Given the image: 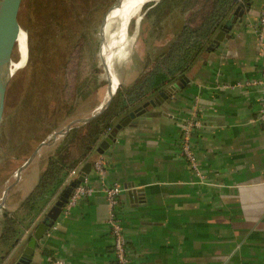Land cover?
I'll return each mask as SVG.
<instances>
[{
  "label": "crops",
  "instance_id": "1",
  "mask_svg": "<svg viewBox=\"0 0 264 264\" xmlns=\"http://www.w3.org/2000/svg\"><path fill=\"white\" fill-rule=\"evenodd\" d=\"M263 3L251 0L243 8L228 37L196 61L185 87L169 94V102L150 107L147 117L118 131L100 154L104 177L93 168L86 177L95 192L78 200L69 214L60 213L28 264H50L54 258L66 264H116L103 192L113 184L127 188L117 211L129 264H264V124L257 120L263 89L234 87L260 76L255 27ZM196 97L203 126L193 133L191 145L203 182L179 152ZM51 152H38L21 171L8 211L33 189ZM82 164L64 187L77 178ZM136 188L141 191L133 197L128 190ZM57 198L1 264L17 260Z\"/></svg>",
  "mask_w": 264,
  "mask_h": 264
},
{
  "label": "rangeland",
  "instance_id": "2",
  "mask_svg": "<svg viewBox=\"0 0 264 264\" xmlns=\"http://www.w3.org/2000/svg\"><path fill=\"white\" fill-rule=\"evenodd\" d=\"M130 1L133 0L124 2L121 7L123 12H115V16L109 19L104 30L105 42L114 44L120 38L123 24L135 6ZM117 2L23 0L19 16L26 33L28 59L12 77L0 123V201L10 183L19 180L18 168L30 156L28 149L33 152L39 143L45 141L50 146L41 149L46 146L44 144L38 152H46L48 149L53 151L62 136L59 131H64L73 120L95 114L108 99L105 90L110 75L106 72L104 62L107 54H101V28L103 17L107 16ZM146 5L130 22L123 44L112 46L108 51L112 55L109 71L119 81L115 90L129 86L137 77L147 72L152 61L168 48L187 18L186 14L174 11L162 21L158 32L152 26L153 17L148 15L151 6ZM38 44L42 45L39 50L36 49ZM18 49L20 50V43ZM20 55L21 51L15 50V64L21 63ZM81 85V91L86 96L83 99L79 96L75 103L73 97L76 88ZM101 89L104 92L99 95L98 90ZM22 102L30 103L27 105L28 110L21 106ZM30 105L33 106L32 110ZM70 106L72 111L68 114ZM37 111L41 112L45 120L39 126L30 118ZM78 123L81 121L72 125ZM15 124L18 125L17 128L21 127L10 132ZM44 124L48 126L43 127ZM23 128L29 129L25 136L19 134ZM55 133L57 134L54 136ZM27 140H30L29 148L25 147ZM15 184L8 190L0 214L2 209L11 208L12 205L8 203L9 195Z\"/></svg>",
  "mask_w": 264,
  "mask_h": 264
},
{
  "label": "trees",
  "instance_id": "3",
  "mask_svg": "<svg viewBox=\"0 0 264 264\" xmlns=\"http://www.w3.org/2000/svg\"><path fill=\"white\" fill-rule=\"evenodd\" d=\"M241 1L159 0L145 4L151 6L148 15L153 17L152 26L158 32L162 21L174 11L186 14L187 18L168 48L152 61L147 72L137 77L129 86L118 87L110 104L102 113L85 122L72 125L61 136L53 152L48 156L46 166L40 173L36 184L18 208L15 211L2 209L0 214V264L20 241L25 231L32 226L37 216L45 210L52 198L59 197L72 172L96 152L99 142L118 119L137 104L184 78L203 54L215 48L216 45L212 41L214 34ZM40 47L42 45L38 44L36 49L39 50ZM184 87L181 84L176 86L177 89ZM76 89L73 97L75 103L79 96L82 99L86 96L81 91L82 85ZM28 104L22 102L21 106L28 110ZM18 107L19 105L15 109L18 110ZM32 108L33 106L30 110ZM71 111L72 106L67 113L70 114ZM34 116L30 118L34 119L38 126L45 123L41 112L34 113ZM17 126L15 124V128L10 132L21 127L19 125L20 127L17 128ZM45 126L48 125L44 124L43 127ZM28 130L23 128L19 134L25 136ZM29 141L27 140L25 144L26 148H29ZM27 153L30 155L32 151L28 149Z\"/></svg>",
  "mask_w": 264,
  "mask_h": 264
},
{
  "label": "water",
  "instance_id": "4",
  "mask_svg": "<svg viewBox=\"0 0 264 264\" xmlns=\"http://www.w3.org/2000/svg\"><path fill=\"white\" fill-rule=\"evenodd\" d=\"M118 1V0H117ZM151 1H159V0H151ZM23 0H0V123L3 119L4 115V108H5V100L7 96V91L9 85L11 84L13 75L26 63L28 59V48L26 44V33L23 30L21 23H20V11L22 6ZM251 4V0H242L233 10L231 16L227 18L221 27L216 31L213 36V44L217 45L221 42L225 37H228L229 31L232 29L233 25L237 22V19L243 15L244 7L249 8ZM113 7V5L109 8V10ZM108 10V11H109ZM106 16L103 17V21ZM102 21V23H103ZM20 33L24 34L25 37V50H26V59L24 64L13 70L12 64L13 61V54L15 50H18L19 42L18 37ZM21 57V55H20ZM106 68V67H105ZM106 72L108 70L106 69ZM188 82V78L184 77L180 79L175 84H171L167 86L164 90L150 96L143 102L134 106L130 111L124 114L118 121L114 124V126L109 130V132L104 136V138L99 142L96 152L93 153L80 167L79 174L76 179L69 182L64 189L62 190L59 197L55 200L52 206L47 210L45 216L41 221L36 224L33 230L30 232V236L26 242V246L23 249L22 253L18 256L15 262H11V264H28V261L31 259L35 248L38 245V242L46 235L48 230L51 228L53 223L56 221L58 216L61 213L62 207L66 202L69 194L72 192L73 188L76 187L81 182H84L87 175L89 174L90 170L92 169V164L96 160L98 154H102L108 146L113 142L115 139L118 131L132 123H136L139 119L147 117L149 108H158L162 103L169 102V94H173L176 91L177 85H183ZM115 89L112 90V82L108 77V99L106 100L105 104L101 106L100 110L95 114L83 118V119H76L70 122L66 126L64 131H59L58 133L63 135L65 134L71 125L76 121L85 122L88 119L95 117L102 113L104 109L108 107L110 104ZM57 133L54 134V136ZM48 142L42 141L38 144V146L33 150L30 154L28 159L25 161L18 168L17 175L19 176L21 171L31 163L33 158L38 153V150L44 144ZM18 180V179H17ZM15 180L12 184H10L3 192L1 201H0V208L3 206L5 198L7 196L8 190L17 182ZM140 188L130 189L128 190L131 196L135 197L138 192H140ZM150 264V263H146Z\"/></svg>",
  "mask_w": 264,
  "mask_h": 264
},
{
  "label": "built area",
  "instance_id": "5",
  "mask_svg": "<svg viewBox=\"0 0 264 264\" xmlns=\"http://www.w3.org/2000/svg\"><path fill=\"white\" fill-rule=\"evenodd\" d=\"M255 32L257 36V47L259 49L261 57L260 76L256 79L239 81L234 85V87L242 88L256 85L262 87L263 95L259 99V114L257 120L259 123L264 124V3L259 10L258 22L255 27ZM199 113L200 108L198 98L196 97L194 99V102H192V111L190 112V115L187 117L184 126L182 127L179 152L188 161L189 167L194 171L196 175H198L201 182H203L204 177L199 170L196 155L191 145V138L193 133L203 126ZM92 168L100 177H104L105 165L104 160L100 154H98L96 160L93 162ZM75 172L76 170L73 171L72 174H74ZM126 190L127 188H123L118 184H113L103 189L109 209L107 224L109 226L111 237L113 240V252L116 259V264L130 263V254L125 243L122 221L117 211L119 196L123 191ZM94 192L95 189L91 185L87 184L86 181L81 182L76 187H74L72 192L69 194L66 202L62 207L61 213L69 214L78 200L86 196H91ZM50 264L66 263L60 258H54L50 260Z\"/></svg>",
  "mask_w": 264,
  "mask_h": 264
},
{
  "label": "bare ground",
  "instance_id": "6",
  "mask_svg": "<svg viewBox=\"0 0 264 264\" xmlns=\"http://www.w3.org/2000/svg\"><path fill=\"white\" fill-rule=\"evenodd\" d=\"M126 1L127 0H118V2L116 3V6H114L109 11L107 16L105 17V19H104V21L102 23V28H101V35L103 36V49H102L101 54H104V55L107 54V57L104 59V62H105V66H106V68L108 70V73L110 75L109 78H110V81L112 82V90L115 89L116 86H118L119 81L116 78L115 74H113L112 72L109 71V65L111 64L112 55L108 54V51L110 50V48L112 46H117V45L121 46V44H123L124 40L126 39V35H127V32H128V28H129L130 22L132 21V19H134L135 17H137L140 14L143 6L147 2H149L151 0H133V1H130V3H134L135 6H134L133 11L129 15V17L127 18V16H125L127 18V20L123 24V31H122V34H121L120 38L116 42H114V44L107 43V42H105V34H104L105 27L107 26L109 19H111L113 16H115L114 15L115 12H117V13L123 12V9L121 7L123 6L124 2H126ZM18 38H19V43H20V51H21L22 61H20L21 62L20 64L13 63L12 64V69L13 70L21 67L24 64L25 59H26L24 34L20 33Z\"/></svg>",
  "mask_w": 264,
  "mask_h": 264
}]
</instances>
